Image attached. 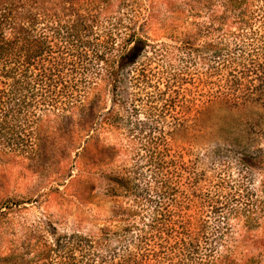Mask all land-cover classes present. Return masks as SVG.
<instances>
[{"label": "rangeland", "instance_id": "1", "mask_svg": "<svg viewBox=\"0 0 264 264\" xmlns=\"http://www.w3.org/2000/svg\"><path fill=\"white\" fill-rule=\"evenodd\" d=\"M225 2H49L53 14L64 5L63 12L80 14L83 25L79 37L72 33L62 41L73 50L55 53L59 64L40 59L41 70L31 78L29 97L49 113L36 150L8 153L0 145V264L10 252H33L65 235L91 238L103 253L127 246L131 220L143 225L153 216L156 171L176 189L171 205L181 204L180 219L199 256L209 264H264V104L187 105L180 113H187L185 125L174 128L172 118L150 115L149 107L133 101L163 87L174 72H185V86L192 87L204 68L200 56L233 48L212 23ZM134 31L147 48L117 78L109 77L102 56L119 50ZM189 38L196 51L183 45ZM43 66L52 69L47 80ZM137 73L139 81L142 74L150 81L136 86ZM150 129L166 136L158 140V158ZM114 175L129 182L128 194L112 195Z\"/></svg>", "mask_w": 264, "mask_h": 264}, {"label": "trees", "instance_id": "2", "mask_svg": "<svg viewBox=\"0 0 264 264\" xmlns=\"http://www.w3.org/2000/svg\"><path fill=\"white\" fill-rule=\"evenodd\" d=\"M50 1L52 5L54 2L64 5L72 2L0 0V145L9 147L7 150L1 149L8 153L36 150L41 121L49 113L44 103H34L29 97L31 78L41 70L40 59L59 64L55 62L57 56L54 54L62 55L73 50L74 44H68V40L66 44L62 43L64 37L80 36L77 33L83 25L80 14L74 16L71 12L66 15L64 5H60L63 7L53 14ZM255 1L226 0L222 16L212 23L214 33L232 43L233 48H218L207 57L200 56L204 68L192 80V87L185 86L188 82L185 72H174L163 87L156 86L155 90L147 92L145 99L136 95L138 98L133 101H141L142 107H149L150 115H158L157 118L161 119L172 118L170 126L174 128L185 125L181 116L187 113H180L185 112L188 106L264 104V0H260V6ZM41 21L45 23L44 29H39ZM51 29L54 30L52 33ZM62 33L66 35L61 36ZM189 39L183 45L192 50L195 40ZM147 43L139 33H128L119 50L102 56L106 75L117 78L124 68L135 64L147 48ZM42 68L47 80L52 74L48 71L52 69ZM52 68L55 71L56 68ZM139 76V85L135 84L138 87L150 81L144 74L139 81ZM135 103L137 111L138 105ZM24 109L26 111L23 113ZM21 113L23 116L20 117ZM155 132L156 129H150L149 139L151 145L154 142L153 153L158 158V140L165 141L166 136L160 134L156 137ZM154 176L157 178L149 194L150 201L155 204L153 216L144 220L143 225L131 220L129 230L132 238L127 246L103 253L93 246L91 238L65 235L58 238L55 244L43 242L33 252H10L4 256L3 264H209L208 257L199 256L194 239L186 232L187 223L180 219L181 204L176 202L175 208L171 205L170 197L176 189L168 178L158 177L157 171ZM131 188L125 178L113 176L112 195L116 196L119 190V195L128 194ZM132 214L136 216L139 212L134 209ZM84 240L88 247L83 244Z\"/></svg>", "mask_w": 264, "mask_h": 264}]
</instances>
